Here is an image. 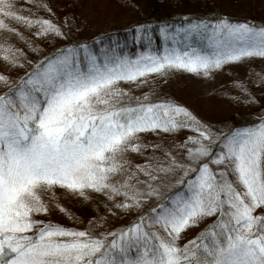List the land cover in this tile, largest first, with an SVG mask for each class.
<instances>
[{"label": "snow or ice", "instance_id": "obj_1", "mask_svg": "<svg viewBox=\"0 0 264 264\" xmlns=\"http://www.w3.org/2000/svg\"><path fill=\"white\" fill-rule=\"evenodd\" d=\"M8 18L39 25L38 36H65L53 20L24 16L14 0H0V29L17 32ZM144 28L137 25L135 37L147 47L135 55L101 35L29 61L33 66L14 83L0 73V82L10 85L0 91V264H264V212H255L264 208V113L251 122L213 124L170 96L125 99L130 93L119 86L172 68L208 75L226 61L264 57V25L228 17L175 29L165 24L159 51ZM192 37L206 39L208 50L193 46ZM19 52L0 43V57L23 67ZM181 128L195 134L164 147L163 155L153 152L132 171L128 149L162 147L141 143L142 133ZM125 171L122 180L112 179ZM54 185L86 199L85 189L101 192L115 208L140 212L127 225L99 232L38 220L35 214L49 211L41 191ZM210 216L215 219L195 236L177 243Z\"/></svg>", "mask_w": 264, "mask_h": 264}, {"label": "rangeland", "instance_id": "obj_2", "mask_svg": "<svg viewBox=\"0 0 264 264\" xmlns=\"http://www.w3.org/2000/svg\"><path fill=\"white\" fill-rule=\"evenodd\" d=\"M58 6L61 3H68L70 10L71 30L78 38H90L93 35L103 33L107 30L122 27L125 24L138 21L141 14L138 7L128 0H54ZM261 3L262 0H258ZM212 1H209L211 7ZM223 2V3H222ZM223 11L227 13H246L250 14L258 23L264 21V7H254L250 10L247 6H231L222 1ZM15 4L23 5L24 8L29 4L28 0H14ZM254 13H253V12ZM251 17V18H252ZM58 21V20H57ZM62 29L66 26L64 20L60 22ZM15 25L26 30L35 37L39 30V25L27 26L26 24L14 19ZM6 30L0 29V38H4ZM48 36L55 41L62 37ZM22 42V39H19ZM170 43V42H168ZM34 54V50L24 43ZM193 46H196L193 43ZM200 47L208 50V42L205 39ZM28 49V50H29ZM183 50V49H182ZM16 70L0 67V73L6 76H13ZM143 83L135 81H120L119 86L127 89L130 96L125 99L141 96L145 92H151L153 97L170 96L178 102H182L196 116L206 122H246L254 119V114L264 113V57L252 55L241 58L239 61H226L219 68L210 69L208 75H204L203 70L189 71L187 69L172 68L163 75L155 73L148 74L147 78L140 77ZM4 82H0V89L6 87ZM243 89H247L244 91ZM248 93L255 98L249 99ZM195 134L191 130L181 128L176 132H164L157 130L141 134L143 144H162V147L155 148L160 155H163L164 147L172 148L176 141H182L187 135ZM135 142V141H134ZM151 147V146H150ZM175 154H182V149H173ZM215 167V165H213ZM143 180V173L139 174ZM42 198L47 202L49 211L37 213L35 218L38 220H50L63 224L67 227L85 228L91 227L97 230L112 229L120 227L133 218L134 211H123L114 207V202L109 201L101 193L91 189H85V196H81L62 186L54 185L50 189L41 191ZM114 200L123 201L122 196H115ZM55 201V203H54ZM148 204L144 202L143 206ZM62 206V207H61ZM112 212H108V208ZM63 209V210H62ZM264 211V208L257 207L256 213ZM103 217L106 221L103 225H98L95 220ZM214 216L205 217L197 226H192L183 231L180 235L178 244L183 245L197 233V229L203 228L210 223ZM93 221L90 225L89 221Z\"/></svg>", "mask_w": 264, "mask_h": 264}, {"label": "trees", "instance_id": "obj_3", "mask_svg": "<svg viewBox=\"0 0 264 264\" xmlns=\"http://www.w3.org/2000/svg\"><path fill=\"white\" fill-rule=\"evenodd\" d=\"M29 4L26 8L23 5H17L18 10L24 15H31L32 18L35 17H45L49 18L53 21H61L64 20L66 26L63 28L65 32V36L61 38L59 41H55L48 36H39L35 37L31 35V33L27 32L22 28H18L14 19L8 18L6 22L11 25L12 28L17 29V32L22 34L23 39L17 32L7 31V34H3L4 38H0V43H4L7 40V43L14 45L16 48L20 49V52L17 53V59L21 60L24 64L23 67L19 65H12L9 61L4 60L0 57V67L7 68L8 70L14 69V75L10 77L11 81L14 83L16 78L21 75L23 72L27 71L28 68L32 67L33 64L29 63V61L35 62L39 60L42 56L48 55L54 48H58L61 45L71 42V41H89L91 42L93 37L99 38L101 35L106 38V40L116 41L120 44L121 48L126 50L130 55H135L139 51H143L147 45L143 39L137 40L135 37V31L137 25H144V30L151 34L152 40V50L159 51L164 47V42L161 40L160 28L162 25H171L173 29L177 26H184L188 23H192L201 19H206L208 21L217 20L221 17H228L230 22H247L249 24H253L255 26L264 25V21L258 23L253 19V15L246 13H227L223 11L222 4L220 2L224 1L231 6L248 7L250 10H254V7H264V0L259 3L258 0H211L212 5L209 6L210 0H128L133 5L138 7L140 10L141 17L138 21L131 22L125 24L122 27L114 28L113 30H107L103 33L93 35L90 38H78L75 33L71 30V20H70V10L68 3H61L59 6L54 0H28ZM223 3V2H222ZM44 4H47L48 8L51 11H48V8L44 7ZM253 12V11H252ZM254 13V12H253ZM252 17V18H251ZM57 21V22H58ZM62 22V21H61ZM61 25V23H60ZM22 39V42L19 40ZM193 43L196 46H201L204 40H197L195 37L191 38ZM26 43L29 46L31 44V50H34V54L30 51V49L24 44ZM29 49V50H28ZM10 85H7L8 87ZM5 87L0 89V91H4ZM182 103V102H181ZM185 105L184 103H182ZM253 120H249L246 122H251ZM211 123V122H210ZM213 124H217L214 122ZM153 152L159 154L156 149L152 147H148L146 150L141 149L140 152H135L131 149H128L125 153V157L131 161L132 171L135 172V165L142 163L145 159H147ZM160 155V154H159ZM127 167V166H126ZM130 173L125 171L122 174L112 177L114 180H122L125 176ZM140 173H137L139 176ZM141 179V177H139ZM145 179V178H144ZM142 180V179H141ZM136 177H133L132 183H135ZM167 191V190H165ZM155 198L148 200V204H145L143 208L146 210L148 206L156 203ZM55 203V201H54ZM140 210L135 209L133 217L139 215ZM264 212V211H262ZM133 219V218H132ZM130 220V222L132 221ZM130 222L124 224L127 225ZM117 228V227H115ZM119 228V227H118ZM94 231H100L92 228ZM112 229H114L112 227ZM107 229V230H112ZM202 229H197V233ZM105 229L101 230L104 231ZM196 233V234H197ZM195 234V235H196ZM193 235V236H195ZM192 236V237H193ZM191 237V238H192ZM190 238V239H191Z\"/></svg>", "mask_w": 264, "mask_h": 264}]
</instances>
